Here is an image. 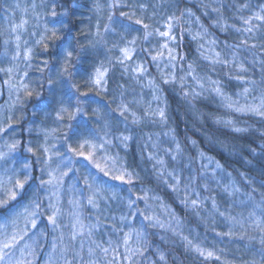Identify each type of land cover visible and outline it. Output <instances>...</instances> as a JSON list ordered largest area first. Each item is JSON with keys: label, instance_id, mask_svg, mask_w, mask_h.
<instances>
[{"label": "snow or ice", "instance_id": "obj_1", "mask_svg": "<svg viewBox=\"0 0 264 264\" xmlns=\"http://www.w3.org/2000/svg\"><path fill=\"white\" fill-rule=\"evenodd\" d=\"M0 7L11 13L8 27L0 30V96L5 89L8 95L0 104V264H169L162 247H154V238L169 242L167 233L203 261H220L214 250L183 234L181 218L142 183L139 165L120 154L141 143V160L151 149L146 159L157 185L217 236L247 238L252 259L241 264H264V3L202 0L201 8L216 13L212 26L240 37L234 44L225 41L221 51L200 17L192 8H179V0H87L89 15L73 0H13ZM226 7L240 13L242 27L223 22ZM162 8L178 9L179 15ZM77 19L84 27L73 34ZM193 24L199 27L193 30ZM185 33L196 43L198 59L208 61L213 73L224 69L236 92L226 91L223 79L201 74L196 59L185 67L187 54L179 51ZM165 87H178L195 120L211 119L226 135L252 137L244 146L247 155L207 132L208 151L192 137L181 139L170 124ZM208 96L218 98L227 118L200 111L196 102ZM231 114L255 118L259 126L241 127ZM148 125L160 131L142 134ZM216 147L247 169L237 172L239 180L209 155ZM251 172L260 177L259 188ZM241 181L251 190L244 199H231L241 193ZM222 202L247 209V216L221 211ZM218 219L227 231H216Z\"/></svg>", "mask_w": 264, "mask_h": 264}, {"label": "trees", "instance_id": "obj_2", "mask_svg": "<svg viewBox=\"0 0 264 264\" xmlns=\"http://www.w3.org/2000/svg\"><path fill=\"white\" fill-rule=\"evenodd\" d=\"M202 2V1H201ZM201 2L195 1V2H189L188 0H179V8L189 7L192 8L195 15L200 17L202 22L205 24L208 29L217 35L221 36L222 38H229L226 39L228 44H234L237 43L240 39L239 35L235 33L233 30L229 29V31L226 34L221 33L216 27L212 26V20L216 19L215 17L211 18V11L208 9L204 10L200 7ZM210 0H205L204 3H210ZM221 2L224 5H231L234 2L236 3H242L243 0H221ZM253 6L260 3H264V0H252ZM87 4V0H73V5L76 7L81 8ZM162 10V9H161ZM171 11H176V14L179 15L178 9H170ZM82 11V10H81ZM205 12L209 13L208 15H205ZM240 13L235 12V8L233 7H226L223 12V17L225 22L230 26L232 24H235L237 27H242L240 21L236 18ZM243 15L247 16V13L244 12ZM82 19V18H80ZM84 27L80 23V20L77 19L76 24L73 28V34H76L77 31ZM185 27H189L188 25H185ZM181 44V47L179 48V51L182 53L187 54V60L184 62L185 67L187 62L196 59L198 64V71L203 74L205 71L209 73V75L212 76V78H220L223 79L226 85V91L229 93H234L238 90V86L236 82L229 83L227 78L223 76L224 69L217 67V73H213L208 68V61H203L198 59L199 54L196 51V43L193 42L190 38V36L187 35V33L184 34V39L182 41H179ZM224 49V43L220 42L218 44V50L221 51ZM242 56L248 55V59L250 60L251 56L247 53H243L241 51ZM102 58V57H101ZM120 78V71L117 69L115 72V79L119 80ZM123 82V81H121ZM189 86H192V81L189 79ZM166 99L168 101V114L170 117V124L172 127L176 128L179 137L181 139H184L185 137H192L193 139L197 140L200 143V146L204 148L206 151L209 150L210 146L204 141V133L207 132L213 136H220L222 139H227L228 143L230 145L234 144L236 145V150L241 151L243 149L242 154L247 155L246 149H244L245 145L251 144L252 137L249 136H241L239 134H236L235 136L226 135L228 130L225 129H219V126L213 124L211 119H204L202 122L197 121L193 118L192 114L187 110L186 105L184 104L181 96L179 95V89L177 87L176 90H173L172 88L165 87L164 90ZM196 106L200 109L201 112L208 114V113H214L222 116H227L229 114L226 113V110L221 108L217 102L216 99H214L212 96H208L207 99H202L196 102ZM232 118H238L240 121L241 127L247 126L248 124L256 125L255 118H249L247 116H240V114H231ZM153 128V127H152ZM149 126H146L142 129V134H147L150 132H157L160 131V129H152ZM143 146L141 143L139 146L136 144H133L130 146V148L127 150V153H125L122 150V155H127V159L129 162L133 163V166L136 167V171H138L142 177H144V180L142 183L145 185L151 186L155 191L165 197L168 200V203L173 206V208L178 212L179 216L181 217V220L184 224V230L186 233H191L194 236L198 237V242H202L203 245L205 244L206 248H213L217 251V254L220 255L221 260L215 261V260H209V261H203L201 258H198L195 252H186L184 247V242L179 238L176 237L173 242H168L167 244H162L163 250L169 255V264H172V260L174 259L176 261V264H231V262H234V264H241L242 261L248 260L250 261L252 259V256L249 253V249L246 247L248 244V240L241 241L240 239L233 238L229 239L228 237L222 236V240L220 239V236H217L215 232L211 230V225H208L206 228V225L203 223H200L199 220H197L196 217H194L191 214V211H185L183 205L180 204L179 199L174 198L171 196L168 192V190L163 185H157L155 179L152 176V162L147 161L146 156L148 153V149L144 151V159L141 160L140 155V148ZM188 149L194 153V150H192L191 145H187ZM209 155H213L216 157V159L220 160L222 163H226L228 171L232 172L234 176H237V172H246L247 169L242 166V164L235 158V157H228L227 154L223 151L221 148H214L213 150L209 151ZM250 176H256L257 183L253 185V187L259 188V179L255 172L249 173ZM237 179L239 180V177L237 176ZM243 181L240 182L241 190L243 192L250 191L251 189L248 187L243 186ZM214 185H212V188ZM264 191V189H262ZM182 195V193H181ZM257 198H259V194H256ZM209 206V205H208ZM220 206L223 208L227 206L225 203H220ZM210 206L208 209L209 210ZM221 209V208H220ZM222 211V210H221ZM202 216L207 217L208 212H205L202 210L201 213ZM220 219L217 220V223L215 225L217 232H224L225 224L223 222H218ZM237 235H239V231H237ZM221 249L223 250L221 252ZM257 258V257H256Z\"/></svg>", "mask_w": 264, "mask_h": 264}, {"label": "rangeland", "instance_id": "obj_3", "mask_svg": "<svg viewBox=\"0 0 264 264\" xmlns=\"http://www.w3.org/2000/svg\"><path fill=\"white\" fill-rule=\"evenodd\" d=\"M189 2H195V1H198V2H201L202 0H188ZM205 0H203V2H204ZM211 1V0H210ZM13 2V0H0V5H4L5 7L8 5V4H11ZM215 6H217L216 4H213V7H215ZM204 10H206L205 8H203ZM81 10L84 12V14L85 15H89L90 13H88L87 12V8L85 7V6H83L82 8H81ZM209 10L211 11V9L209 8ZM160 11H162V12H166V11H171L170 9H164V8H162V10L160 9ZM172 11H174V10H172ZM246 13H247V15H249L250 13L249 12H247V11H245ZM11 15V13L10 12H6V11H4V8L3 7H0V30H2V29H6L7 27H8V23H7V20H8V17ZM19 12H17L16 13V16H15V19H19ZM195 16H197V15H195ZM208 16H209V14H208ZM210 17L211 18H213V17H215L216 18V13H212L211 12V15H210ZM81 18H83V17H81ZM193 20H195V17H193ZM200 21H201V23H203L202 22V20L200 19ZM213 21V20H212ZM223 22H225V20H223ZM204 24V23H203ZM205 25V24H204ZM189 26V25H188ZM191 27L193 28V30H196L199 26L198 25H196V24H193V25H191ZM218 29V28H217ZM209 30V29H208ZM219 30V29H218ZM220 31V30H219ZM221 32V31H220ZM209 33H210V36H209V39H216L217 41H218V44L220 43V42H222V43H224L225 41H226V39H229V38H222L221 36H219V35H217L216 33H214V32H212V31H210L209 30ZM221 33H223V34H226L227 32H221ZM144 47H150V45H148V44H145L144 45ZM217 50H218V45H217ZM219 51V50H218ZM242 55V54H241ZM250 56V55H249ZM138 57L139 58H142V59H150V58H146L145 57V55H144V53H142V52H138ZM250 60H251V58H250ZM149 71L152 73V75L153 76H156L157 78H158V73H157V71H156V69H155V67H154V65H151V64H149ZM38 75V74H37ZM214 79H217V78H214ZM192 86H193V82H192ZM133 87H135V89H136V92L138 93V92H140V87L138 86V85H133ZM135 93H132V94H129V96H128V99L129 100H131L132 99V95H134ZM144 94H145V100H148V99H150V94H149V91L147 90V89H144ZM164 96H165V93H164ZM166 97V96H165ZM213 97V96H212ZM8 99V95H7V91H6V89L4 90V95L3 96H0V104H3L6 100ZM216 102H217V104L219 105V101H218V98H216ZM155 106V105H154ZM220 106V105H219ZM32 107H33V105H32V103H29L28 105H27V111H28V113H29V118H30V113H31V110H32ZM222 108V107H221ZM225 110V109H224ZM150 128H154V129H160L159 128V126H152V125H148ZM152 128V129H153ZM149 151H151V149L149 148L148 149ZM120 154L122 155V150H120ZM123 156V155H122ZM185 175H187V172H185ZM212 185H214V187H213V190L214 191H216V192H218L219 191V189L218 188H216V185L213 183ZM238 186H240L239 184H238ZM241 187V186H240ZM243 191L241 190V193H239V194H237V196L236 197H234V198H231V199H236V200H239V199H244V195H243ZM209 193H207V192H205L204 193V195H208ZM160 195V194H159ZM162 196V195H161ZM162 198L164 199V202L165 203H167V204H169L168 203V200L165 198V197H163L162 196ZM231 199L229 200V203H231ZM257 199H259V198H257ZM209 206H210V202H206ZM170 206H171V208L173 209V211L176 213V215L178 216V217H180L179 216V214H178V212L173 208V206L171 205V204H169ZM140 207L141 208H143L144 207V204L143 203H141L140 204ZM220 208H221V210L222 211H224L226 208H227V206H225V207H221L220 206ZM227 210L228 211H230L231 213H232V215H239V214H243L244 216H247V213H248V210L247 209H244V208H242V207H240V206H236V205H234L233 207H231V208H227ZM158 211V210H157ZM205 212H208V210H204ZM181 218V217H180ZM139 222V221H138ZM218 222H222V220H219ZM45 221H43V220H41V227H43L44 225H45ZM224 230L225 231H227L228 230V226L227 225H225V228H224ZM149 231H157V230H154V229H150ZM161 234H163V233H161ZM183 234L184 235H187V236H189V238L190 239H193L194 240V242L195 243H200V242H198V237L197 236H194V235H192L191 233H186V231L184 230V227H183ZM167 236H168V239H169V242H173L174 241V239L176 238V237H173L172 235H171V233H167L166 234ZM222 236H220V239L222 240V238H221ZM229 239H233V238H231V237H228ZM50 239V238H49ZM155 239V244H154V247L155 246H157V245H160L161 247H162V250H163V246H162V242L161 241H159V239H158V237L157 238H154ZM246 240H247V238H245ZM204 247H205V244L203 245ZM255 247H259V245L258 244H255ZM208 249H210V250H214L215 252H216V254H217V251L215 250V249H213V248H208ZM47 250H48V245L47 244H45L44 245V251H43V253H42V256L44 255V254H46V252H47ZM149 255H151V253H149ZM218 255V254H217ZM257 259H259V257H257ZM41 264H42V260H41Z\"/></svg>", "mask_w": 264, "mask_h": 264}]
</instances>
